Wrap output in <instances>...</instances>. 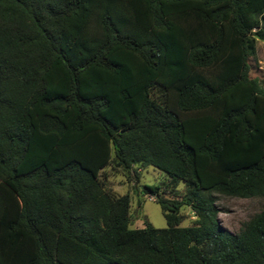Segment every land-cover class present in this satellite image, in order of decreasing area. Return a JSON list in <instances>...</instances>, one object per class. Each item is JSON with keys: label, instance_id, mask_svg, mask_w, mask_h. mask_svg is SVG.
Wrapping results in <instances>:
<instances>
[{"label": "trees", "instance_id": "1", "mask_svg": "<svg viewBox=\"0 0 264 264\" xmlns=\"http://www.w3.org/2000/svg\"><path fill=\"white\" fill-rule=\"evenodd\" d=\"M264 0H0V264H264ZM110 163L167 174L165 224L129 223ZM194 218L178 223L180 205Z\"/></svg>", "mask_w": 264, "mask_h": 264}, {"label": "rangeland", "instance_id": "2", "mask_svg": "<svg viewBox=\"0 0 264 264\" xmlns=\"http://www.w3.org/2000/svg\"><path fill=\"white\" fill-rule=\"evenodd\" d=\"M250 68L249 75L264 79V40L257 39L253 56L248 58ZM134 171H123L107 163L101 170V177L107 187L114 192H127L130 198L129 223L131 226H141L145 221L155 226L165 224V217L162 214L159 202L154 199V194L148 191H141L142 183H156L160 185V193L163 196L172 197L176 192L180 195L184 190L183 180L179 179L175 189H170L167 182V174L151 164L144 166L132 165ZM214 203L217 206L218 221L231 231H237L241 222L251 214L264 206L262 195H229L212 191ZM178 223L189 224L194 218L193 211L188 204L180 205L178 209Z\"/></svg>", "mask_w": 264, "mask_h": 264}]
</instances>
